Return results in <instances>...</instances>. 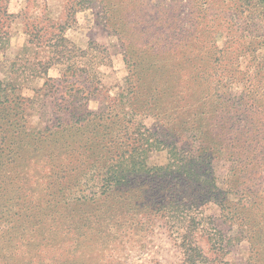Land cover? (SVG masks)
I'll use <instances>...</instances> for the list:
<instances>
[{
    "label": "rangeland",
    "instance_id": "obj_1",
    "mask_svg": "<svg viewBox=\"0 0 264 264\" xmlns=\"http://www.w3.org/2000/svg\"><path fill=\"white\" fill-rule=\"evenodd\" d=\"M127 1V7L121 8L111 0H0V7L12 15L8 34L0 43V81H10L2 86H16L19 94L30 99L24 119L10 117L0 135V217L6 220L0 227L8 232L60 234L69 232L73 224L76 236L81 234L78 264L180 263L176 232L167 223L169 215L178 216V211L148 214L141 205L143 209L132 217H127L126 209L118 214L116 204L124 193L115 189L93 204H72V193L47 194V165L42 158L40 167L32 162L23 167L17 158L13 164L12 155L5 151L23 125L27 135L34 136L57 119L68 118L62 105H57V93H47L51 83L43 86L48 77H60L63 65L35 77L33 63L49 61L51 53L29 46L27 35L51 31L49 25H63L68 45L87 51L83 56L76 52L71 62L86 70L82 83L93 94L84 101L93 111L115 106L118 88L125 86L127 78L136 79L131 62L142 57L153 67L162 62L165 73L160 86L190 90L166 100L173 109L170 120L164 121L184 147L199 144L200 134L207 136V143L217 145L209 169L216 179L214 198L228 200L224 214L212 201L202 206L203 216L208 217L195 230L194 241L208 258L207 264H264V3ZM26 47L28 53L23 50ZM140 120L151 130L165 126L150 116ZM200 150L207 148L201 144ZM146 160L149 165L164 164L167 154L154 150ZM83 191L88 193L87 186ZM134 191L156 207L179 198V186L158 190L151 183L136 184ZM53 218L56 225L50 223ZM214 228L222 237L214 235Z\"/></svg>",
    "mask_w": 264,
    "mask_h": 264
},
{
    "label": "trees",
    "instance_id": "obj_2",
    "mask_svg": "<svg viewBox=\"0 0 264 264\" xmlns=\"http://www.w3.org/2000/svg\"><path fill=\"white\" fill-rule=\"evenodd\" d=\"M111 2L121 8L128 5L127 0ZM11 17L5 8L0 7V43L8 34ZM49 28L51 31H37L33 36L27 32L28 45L34 44L38 50L45 48L51 53L49 61L38 59L33 63L36 67L35 77H43L54 65H63L59 71L60 77H48L43 86L51 83L47 93H57V105H62L60 109L68 118L57 119V123L34 136L27 135V129L23 125V130L15 134L5 150L8 155H12V163L17 158L23 167H27L29 162L39 163L40 167L42 158L47 165V194L54 196L56 192L72 193L75 195L72 204H93L115 189V193H124L123 199L116 204L120 209L118 214L126 209L127 217H132L143 209L139 208L141 205L148 214H157L162 209L178 211V216L169 215L167 223L171 224L170 230L176 232L181 254L179 264H207L208 258L193 238L203 218L208 217L203 216L202 206L207 201H212L220 206L224 214L228 200L224 197L220 200L214 198L216 179L209 169L212 151L216 150L217 145L207 143V136L202 138L200 134L199 144L192 143L184 147L181 137L174 133V128L168 122L173 103L166 100L172 97L176 99L190 90L179 86H160V78L165 73L162 62L159 60L160 65L153 67L148 58L142 57L137 62H131L137 71L136 79L133 81L131 77L127 78L125 86L118 88L115 106H104L97 112L93 111L84 101L93 94V90L82 83L81 76L87 78L86 70L77 68L71 62L76 52L83 56L87 51L75 50L68 45L67 39L62 35L63 25H49ZM23 50L28 53L30 48ZM143 52L144 49L141 50ZM28 61L26 58L25 62ZM2 84L10 85L11 82L0 81V135L10 117L24 119L23 110L30 101L17 92L16 86ZM41 89L42 87L36 90ZM142 116L163 121L165 126L151 130L141 122ZM165 119L168 121L165 122ZM201 144L205 145L207 151L200 150ZM154 150H165L166 163H147L148 154ZM30 155L34 160H29ZM1 163L0 155V166ZM148 183L154 184L158 190L164 186L170 190L179 186V198H172L160 207L149 200L143 202L137 197L134 187L136 184L142 187ZM85 186L88 193L83 191ZM78 192L81 195L76 196ZM117 218L120 216H116ZM4 221L6 220L1 216L0 225ZM50 223L56 225L57 218H53ZM73 226L71 224L69 232L60 234L52 231L27 232L23 229L8 232L0 227V245H4L0 248L3 251L0 254V264H78L82 255L79 248L81 234L76 236ZM214 231V235L222 237L219 229L214 228ZM210 235L211 233L208 239L211 240Z\"/></svg>",
    "mask_w": 264,
    "mask_h": 264
},
{
    "label": "water",
    "instance_id": "obj_3",
    "mask_svg": "<svg viewBox=\"0 0 264 264\" xmlns=\"http://www.w3.org/2000/svg\"><path fill=\"white\" fill-rule=\"evenodd\" d=\"M262 2L264 3V0H262Z\"/></svg>",
    "mask_w": 264,
    "mask_h": 264
}]
</instances>
